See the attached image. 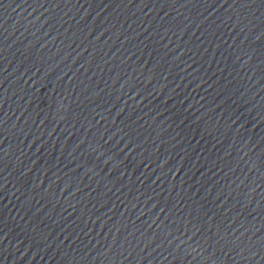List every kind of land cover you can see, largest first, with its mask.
<instances>
[{"label":"water","instance_id":"water-1","mask_svg":"<svg viewBox=\"0 0 264 264\" xmlns=\"http://www.w3.org/2000/svg\"><path fill=\"white\" fill-rule=\"evenodd\" d=\"M0 264H264V0H0Z\"/></svg>","mask_w":264,"mask_h":264}]
</instances>
